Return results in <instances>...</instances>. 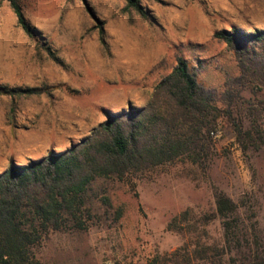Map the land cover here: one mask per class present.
I'll return each mask as SVG.
<instances>
[{
	"label": "rangeland",
	"instance_id": "1",
	"mask_svg": "<svg viewBox=\"0 0 264 264\" xmlns=\"http://www.w3.org/2000/svg\"><path fill=\"white\" fill-rule=\"evenodd\" d=\"M139 1L151 21L126 12L125 0H20L37 32L31 40L10 4L0 0V84L51 88L18 99L0 96V173L12 163L27 165L67 151L105 122L107 113L146 107L179 56L196 67L204 86L224 91L240 69L214 34L264 30V0ZM262 102L264 90L245 89L235 106L237 123L251 129L258 120L249 109ZM258 125L262 138L244 146L233 123L222 119L206 170L178 162L132 184L97 179L88 193L96 224L47 235L35 251L41 264H151L191 243L195 235L168 226L187 209L215 212L216 191L255 212L264 241V113ZM105 196L111 207L104 205ZM206 230L202 243L221 242L220 220Z\"/></svg>",
	"mask_w": 264,
	"mask_h": 264
},
{
	"label": "trees",
	"instance_id": "2",
	"mask_svg": "<svg viewBox=\"0 0 264 264\" xmlns=\"http://www.w3.org/2000/svg\"><path fill=\"white\" fill-rule=\"evenodd\" d=\"M10 4L18 26L31 40L37 32L27 21L20 0ZM126 12L142 19L152 16L139 0H125ZM105 44V32L100 31ZM214 38L224 42L237 60L240 75L228 78L225 90L204 86L196 67L183 56L173 71L156 86L151 102L129 112L107 113V120L67 151L27 165L12 163L0 173V264H41L36 249L52 232L88 231L98 219L88 200L97 179L132 184L162 167L187 162L207 169L219 134L220 121L233 123L239 143L262 138L258 121L261 107H251L258 121L251 129L237 123L234 113L242 92L250 85L264 90V30H220ZM257 47L261 51H257ZM52 55L50 48H47ZM199 61V66H203ZM51 88H10L0 84V96L13 99L42 95ZM111 207L109 197H103ZM216 210L196 215L187 209L173 218L168 230L191 237V243L151 264H264V241L255 212L215 192ZM117 219L123 216L117 211ZM221 221V242L202 243L206 227ZM192 247V248H191ZM184 251L182 254L181 252Z\"/></svg>",
	"mask_w": 264,
	"mask_h": 264
}]
</instances>
